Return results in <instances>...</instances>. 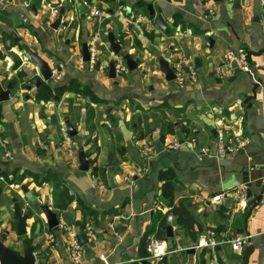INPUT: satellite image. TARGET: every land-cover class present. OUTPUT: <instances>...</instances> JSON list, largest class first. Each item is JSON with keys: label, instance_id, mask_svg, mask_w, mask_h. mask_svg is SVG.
<instances>
[{"label": "crops", "instance_id": "crops-1", "mask_svg": "<svg viewBox=\"0 0 264 264\" xmlns=\"http://www.w3.org/2000/svg\"><path fill=\"white\" fill-rule=\"evenodd\" d=\"M42 2L12 0L10 6L0 2L1 16H16L11 25L0 23L1 47L21 57L27 56L23 51L21 54L22 48L31 49L48 62L58 98L37 95L34 87L25 90L32 86L31 79L40 75L30 60L15 73L9 60H0V82H17L11 100L0 104V177L3 172L12 176L8 182L0 179V236L9 232L6 244L23 250L13 218V199H17L24 212H32L26 238L35 247L36 264H71L70 236L59 228L49 230L38 211L42 205H49L58 219L72 228L83 246V264H104L102 255L108 264H155L140 254L143 249L147 253L148 243L157 240L153 229L159 226V217L168 212L161 200L159 175L172 170L175 203L191 207L202 232L193 240L166 219L174 238L163 241L170 254L159 264H242L248 246L240 252L228 243L214 250L194 249L201 239L214 237L223 242L238 235L251 237L254 251L249 264H264V194L247 227L248 205L236 206L240 187L247 188V197L249 189L253 196L264 190V26L260 0H210V11L203 0ZM80 2L105 11L108 18L93 20ZM24 3L30 7L36 4L38 16H31ZM149 5L155 12L151 18L144 12ZM121 7L127 9L125 15L119 13ZM61 9H65V26L52 30ZM129 10L131 16L127 15ZM20 12L26 14L31 27L23 25ZM139 14L149 21V30L136 21ZM158 15L166 21L169 35L156 26ZM109 32L132 59L140 60L133 71L116 70L121 75L116 80L109 78L110 63L125 64L111 51ZM96 34L102 42L100 67L91 70L82 61V45ZM166 48L168 52H164ZM229 51L248 61L259 80L255 93L249 75L237 69L225 70L222 78L215 73ZM162 57L172 70L179 59L192 60L197 83L187 80L179 88L174 81H166L158 66ZM63 87L66 90L59 98L56 89ZM66 119L77 132L70 136L75 143L73 157L60 134ZM11 125L14 139L9 133ZM222 129L249 144L238 154L216 157ZM175 143L180 147L169 148ZM188 143L194 146L189 148ZM144 148L151 149L149 156H143ZM6 151L12 154L11 159L5 157ZM80 151L90 161L88 172L79 170ZM245 172L251 187L244 183ZM50 176L53 178L43 182ZM55 178L75 195L65 199L64 210L56 206L60 190ZM8 191L14 193L11 203L6 198ZM218 195L223 199L215 203L213 198ZM82 207L95 215L85 214ZM87 224L97 237L95 243L85 238Z\"/></svg>", "mask_w": 264, "mask_h": 264}, {"label": "water", "instance_id": "water-1", "mask_svg": "<svg viewBox=\"0 0 264 264\" xmlns=\"http://www.w3.org/2000/svg\"><path fill=\"white\" fill-rule=\"evenodd\" d=\"M27 1V0H24ZM112 3L121 2L122 0H108ZM215 3L224 2L226 0H213ZM130 13V10L128 11ZM148 12L150 17L155 16L154 8L152 5L148 6ZM112 14V12H110ZM65 14V9H61L59 17L54 23L51 25L52 30H59L61 26H65V24L62 23L63 16ZM21 21L23 22V25L25 27H31L30 21L25 13L20 12L19 13ZM30 15L33 17L38 16V6L36 4L31 5L30 7ZM156 26L166 35H169L170 30L167 27L166 21L161 15H158L156 18ZM12 38L15 39L16 45L20 43V40L16 38V35H12ZM108 43L110 45L111 51L118 56L125 64L128 70L133 71L135 70L138 65L140 64V60H134L130 56L129 52L127 50L122 49V46L120 45L119 41L114 37V34L112 32L108 33L107 36ZM208 45L212 43V40L210 38L207 39ZM4 42V41H3ZM4 44V43H3ZM0 44V60H9L12 63L11 71L12 72H19L23 66V60L22 55L17 53L14 50L7 49L6 47H1L3 45ZM67 44H69L67 42ZM22 51L27 54V57L31 62L35 64L37 67V70L39 72V77H34L31 79L32 86L26 87V91H31L34 87L35 92L37 95H41L44 97H48L50 99L58 100V98L54 95V86L55 81L53 80V71L49 65L48 62H46L44 59H42L40 56H38L36 53H34L31 49L22 48L20 50L21 54ZM82 61L85 64H88L90 62V53L88 49V44L85 43L82 45ZM198 63V61H196ZM158 66L160 71L164 74L166 81L173 82L175 80V74L173 70L170 67L169 62L165 58H160L158 60ZM100 62L96 63V69H99ZM234 69H236V65H233ZM239 73V72H238ZM121 75L116 74V63L111 62L109 65V78L112 80H116L117 77H120ZM251 84L253 85L255 91L259 86V80L255 77H251ZM17 82L15 80H12L11 82L7 83L6 85L0 82V104L9 102L13 96L15 87ZM53 124L57 125L58 122L54 118ZM66 128L70 134L71 137H75L77 135L76 130L73 128L71 123L66 119ZM9 133L11 138H15L14 129L12 125L9 127ZM40 153V152H39ZM78 162H79V170L81 172H88L90 161L87 160L85 154L83 151H80L78 154ZM249 173H244V183L248 185V187H251L249 184L248 179ZM264 190L263 192L258 196H253V193L249 189L248 191V199L250 200L247 206V217L245 219V226L247 227V222L250 216L252 215L253 211L259 206L260 201L263 198ZM74 199L75 195L74 193L66 186L61 185L60 186V192L57 195V201L56 206L57 208H60L64 205V201L66 198ZM38 211L45 217L47 226L49 230H58L59 226V219L57 213L54 212V210L49 205H42L38 208ZM32 217V212L26 211L24 212L20 203L17 199H13V218L16 223V234L18 238H22V251H17L13 246H9L6 244L9 232L4 233L0 236V264H36L37 257L35 255V247H33L29 240L26 238L28 235V220ZM165 232L168 239L174 238V231L171 226H167L165 228ZM247 233V232H246ZM254 251V247L251 243L248 244L247 250L244 254V259L242 264H249L250 257ZM191 253H194V250H191ZM142 264H149L148 262H142Z\"/></svg>", "mask_w": 264, "mask_h": 264}, {"label": "built area", "instance_id": "built-area-1", "mask_svg": "<svg viewBox=\"0 0 264 264\" xmlns=\"http://www.w3.org/2000/svg\"><path fill=\"white\" fill-rule=\"evenodd\" d=\"M79 1V0H75ZM205 2V6L210 11V0H203ZM1 3H3L5 6L12 5V0H0ZM82 3V2H80ZM261 4V14H260V21L261 24L264 26V0H260ZM25 7H30L28 3H24ZM82 5H85L89 10V15L93 20L96 21H104L108 18V15L105 11L99 10L97 7L90 5L88 3H82ZM127 12V9L124 7H121L119 9V13L121 15H125ZM74 13H78V7L74 8ZM137 22L144 23L146 26V29H150V23L147 20V18L143 14H139L136 18ZM48 25L50 22L47 23ZM101 37L99 34L92 35L90 42L88 43V49L90 53V62L88 63L89 68L91 70L95 69L96 63L98 62V55H99V47H100ZM164 52H168V48L164 49ZM23 65L29 61V58L27 56L22 57ZM236 65V69L240 73H244L249 75L250 77L253 76V72L250 68V65L246 59L243 57L237 55L233 51H229L224 59V63L222 65H219L215 73L222 78L224 76L225 70H234L233 65ZM127 69V67L123 64L117 63L116 70L119 73L124 72ZM173 70L175 74V80L174 82L177 84L179 88H183L186 84V81L189 80L192 83L196 84L198 81V75L197 71L194 65V62L192 60L182 58L179 59L177 62L173 64ZM58 78V77H57ZM60 134L62 137V141L65 147L69 149V155L71 157L76 155L75 151V143L73 139L70 137V134L66 128L65 125L60 127ZM218 142L216 146V150L214 151V155L216 157L222 158L226 155H235L238 154L240 151L244 150L246 146L249 144V141L247 139H240L239 137L234 138L231 137L229 134V131L222 129L218 133ZM187 146L189 148H192L194 146V143H188ZM180 144L175 143L171 145L169 148H179ZM4 149H6V146H4ZM204 153L208 152L207 149L202 150ZM143 156H149L151 154L150 148H144ZM5 157L8 159L12 158V154L9 151L5 152ZM0 179L3 181V177H0ZM129 180V179H128ZM237 195H238V201L236 203V206H246L249 203V199L247 197V188L245 186L240 187L237 189ZM223 195H218L213 198V201L215 203H218L222 201ZM167 221L169 225L173 226L174 217L172 215H169L167 218ZM59 230L69 234V257L71 264H83V246L81 245L78 238L74 235V232L72 228L66 224L63 220H59ZM176 228V227H175ZM85 238L87 242L89 243H95L97 240V237L92 229V227L87 224L84 228ZM250 236L248 235H238L234 239L229 241H223L220 242L214 237H211L209 239H201L198 243L194 245V249H210L214 250L217 247H219L222 243H228L231 247V249L235 252H240L244 249V247L248 246L250 242ZM147 254L148 258L147 260L155 262V264H159L161 261H163L169 254V250L167 248V245L163 241L154 240L150 241L147 245ZM101 260L104 262V264H108L106 257L104 255L101 256Z\"/></svg>", "mask_w": 264, "mask_h": 264}, {"label": "trees", "instance_id": "trees-1", "mask_svg": "<svg viewBox=\"0 0 264 264\" xmlns=\"http://www.w3.org/2000/svg\"><path fill=\"white\" fill-rule=\"evenodd\" d=\"M144 12L149 17L148 15L149 12L147 8H144ZM127 15L131 16L130 13H128ZM176 25L178 24L176 23ZM65 90H66L65 87L56 89L57 96L61 98ZM92 99L95 100L96 98L92 96ZM15 172L17 173V170ZM2 175L5 176L7 174L3 172ZM51 178L53 177L50 176L43 182H46L50 180ZM174 179H175V174L172 170L161 172L159 175V180L162 184L161 185V188H162L161 200H162V204L167 206L168 212L159 217V222H160L159 226L153 229V231L155 233L157 240L167 242L168 238H167L164 228L167 227L166 219L168 215H173L175 224L180 229H182L188 236H190L193 240H196V237L198 236V234L202 232L201 226L198 223V219L196 215L194 214V212L191 210V207L189 205L185 204L184 202H180L177 204L175 203V192H174V185H173ZM54 180L57 183V189L60 190L61 183L56 178ZM59 209L64 210L65 206L63 205ZM82 211L85 214L89 213L91 215H95V212L90 211L86 207H82ZM140 255L142 259L148 258V254L146 253V251H144V249L141 251Z\"/></svg>", "mask_w": 264, "mask_h": 264}, {"label": "rangeland", "instance_id": "rangeland-1", "mask_svg": "<svg viewBox=\"0 0 264 264\" xmlns=\"http://www.w3.org/2000/svg\"><path fill=\"white\" fill-rule=\"evenodd\" d=\"M31 2L32 3H37L38 5H41V3H43L42 0H31ZM1 14L2 13H0V23H4L5 26L11 25L10 24V20L16 17L15 15H12V17L9 16V15L8 16H6V15H2L1 16ZM16 24L18 26V22H16ZM9 148H10V150H12L11 149L12 148V144L9 145ZM3 177H4V180L6 182H8L11 179L12 176H10V173H8L7 175H5ZM4 196H6V194ZM6 198L8 199L9 203H11V200L14 198V193L12 191H8V196ZM14 226H15V224H14Z\"/></svg>", "mask_w": 264, "mask_h": 264}]
</instances>
